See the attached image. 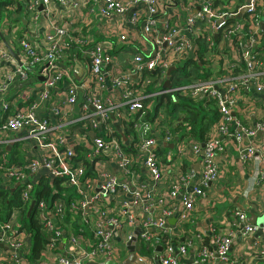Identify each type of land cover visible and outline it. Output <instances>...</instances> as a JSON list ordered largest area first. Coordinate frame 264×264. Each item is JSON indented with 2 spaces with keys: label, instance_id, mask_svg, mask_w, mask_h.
Segmentation results:
<instances>
[{
  "label": "built area",
  "instance_id": "obj_1",
  "mask_svg": "<svg viewBox=\"0 0 264 264\" xmlns=\"http://www.w3.org/2000/svg\"><path fill=\"white\" fill-rule=\"evenodd\" d=\"M8 1L11 5L7 7V11L12 16L16 15L21 0ZM24 1L25 11L34 25L32 32L37 30L42 17L52 16L54 6L68 8L78 4L77 0ZM87 1L98 7L100 22H116V19L124 17L140 5L148 8L150 16L145 21L139 13H135L131 19L134 26H141L151 50L148 59L142 54H137L133 59L134 73L141 79L146 72L156 69L162 70L163 76H166L167 70L188 58L192 48H198L196 41L199 38L206 39L213 46V34L205 36L198 27V22H206L208 30L220 33L221 41L227 45L241 29L239 25H228V15L219 14L211 0L194 2L193 5L199 4L201 10L187 19L185 28L172 27L167 23L163 37L153 35L157 16L163 13L158 8V0ZM243 8H246L247 14V40L242 36L238 37L237 57H222L223 70L228 74L232 69H241L242 74L237 77L239 84L248 85L255 81L257 92L264 95V85L258 80V70L263 62L258 48L264 39L260 26L264 3L261 4L260 0H248ZM52 21L51 30L43 41V50L28 35L18 39L17 27L10 32L0 30L4 36L10 34L8 44L19 57L18 61L10 51L1 48V41L0 185L9 189L19 185L16 189L20 188L23 202L22 208L14 209L6 222H0V246L8 247L0 249L9 253L7 256H0V264H31L28 260L31 239L21 224V218L23 211H27L33 202L32 193L38 183L37 176L42 170L52 179L63 180L62 185L76 194L70 202H67L65 193V197L57 199L52 205L45 201L39 202L37 210L45 232L54 233L57 237L64 235L60 224L68 213H72L80 220L84 229L91 228L95 241L92 248H85L80 244L84 229L81 235H71L68 255L59 257L58 264L105 263L109 259L124 262L129 257L127 244L134 234L129 231L137 227V224L143 230L139 238L153 251L149 257L140 255L136 248L139 260L145 264H186L181 259L188 258L189 250L196 248V240L201 247L194 264H209L214 260L218 264H246L231 260L230 247L237 235L248 237L254 234L261 235L259 254L264 262V225L252 224L248 215L242 211L235 213L233 227L227 233L215 236L213 251L205 243L203 234L191 235L186 232L187 224L194 221L197 206L207 199L206 190L219 179L220 171L215 159L226 149L224 141L233 139L240 142L244 137L255 139L264 132V121L257 124L255 129L247 130L234 116L237 99L232 93L238 86L230 82V74L206 82L195 81L189 85L172 87L158 93L190 91L191 97L196 101L206 99L217 102L220 120L210 132L204 148L199 142L174 135L163 124L165 115L162 112L153 122L143 123L144 127L138 137H130L126 143V123L135 120L138 114L146 117L149 109L144 102L156 96L147 94L152 81L145 78L139 84V81H132L131 75L113 77V86L125 87L123 102L118 104L107 94L106 86V72L113 63L112 55L101 44L88 46L87 39H72L66 27L58 26ZM13 42L19 50L14 49ZM73 42L79 44L87 57L86 76L82 80H78L72 67L65 64ZM120 42H128V36L121 35ZM170 55L173 60H166ZM77 59L80 60L79 57ZM5 64L11 66L10 71H4ZM40 68L44 70L41 71ZM40 77L44 78L43 82H40ZM32 83L39 85L31 86ZM17 84L29 86L25 92L29 98L22 106L16 103L19 98L10 100L11 89ZM81 97L84 100L79 105ZM78 109L89 132H95L88 146V156L84 160H79L76 149L68 145L65 135L66 123ZM45 110L54 115L57 120L55 124L51 119L39 116ZM137 127L138 124L135 125ZM150 131L154 132V136L148 135ZM22 132L35 144L38 155L29 159L25 165L10 164L5 150L12 142L13 134ZM223 137L226 139L220 140ZM13 141L17 140L13 138ZM161 142L172 144L177 149L178 156L186 153L191 154L193 159L201 158L200 171L191 167L184 171L176 167L175 162H164L155 150ZM126 147L133 152L127 151ZM262 151L263 145L258 146L254 142L247 148H238L243 162H248ZM87 163H90V167ZM140 167L146 172L144 179L139 173ZM89 172L91 175H87ZM261 179H264V173L261 174ZM176 215V228L171 229L168 223ZM154 231L161 233L163 251L158 255L157 248L152 243ZM173 233L184 237L183 243L176 244ZM57 242L53 241L47 251L57 247ZM123 252L126 259L120 260Z\"/></svg>",
  "mask_w": 264,
  "mask_h": 264
},
{
  "label": "crops",
  "instance_id": "obj_2",
  "mask_svg": "<svg viewBox=\"0 0 264 264\" xmlns=\"http://www.w3.org/2000/svg\"><path fill=\"white\" fill-rule=\"evenodd\" d=\"M4 1L5 0H1L0 2ZM247 1L248 0H242L240 3V0H211L214 9L219 14H227L235 20V22L230 25L241 26L238 34L239 36H242L244 40H247V14L245 12L240 19L238 18V16L243 10V7L247 3ZM194 2H199V0H158V8L163 13L157 16V25L154 28L153 35L163 37L167 23L172 27L180 29L185 28L187 19L192 15H196L201 10L199 4L195 3V5H193ZM260 2L262 4L264 3V0H260ZM77 3V6H70L68 8H63L57 5L54 6L52 16L48 18L42 17L40 19L37 30L35 32H32L34 25L31 23L30 16L27 15L25 11V1L21 0L19 4H22V10L20 11V15L18 18L24 21V23L23 27L16 25V27L20 28V31L18 32L22 33L24 37L27 35L30 36L35 44H39V46H41L43 50L45 48L43 41H45L46 34L51 30L50 22L53 20L52 22H55L58 26L66 27L72 39H87L89 44L88 46L101 44L106 52L110 53L113 57V63L108 67V72H106V74H108L106 75V82L108 80L107 83H110L109 85L106 84L107 94L110 95L118 104H121L123 102L125 87L113 86L111 83L113 77L131 75L132 81L134 83H137L139 81V84H141L144 82L145 78H149L150 82H153V80L150 79L147 74H145L144 78L141 79L134 73L135 66L133 61L134 57L137 54L144 55L146 57L145 59H148L151 54L148 39L143 36L141 26L137 25L136 27L131 22V19L135 15V13L141 14L142 19L145 21L150 16L149 10L145 5H140L137 9H133L128 12V14H126L124 17H120L118 20L116 19V22H100L98 7L87 0H77ZM262 11H264L263 8ZM15 16L17 17V15L15 14L11 17L14 18ZM198 27L205 36L213 34V44L214 41H218L217 43H215V47H217L216 58L220 62L221 57H224L225 55L232 59H236L237 52L239 51L234 45V40H232V42L228 45L224 44L221 41V36H219L220 33H212L210 30H208L206 22H198ZM13 29L14 28H12V30ZM4 30L8 32L11 31L10 29ZM182 33L186 36H189V34H187L185 31H182ZM124 34L128 36V42L126 43L120 42V37ZM216 35H218L217 38ZM4 38L7 43L8 40L11 39L9 34L7 36L5 35ZM1 41V48L7 49L9 51L4 41L0 39V43ZM259 45L260 46L258 48V53L260 59L263 62L261 68H259L258 70V80L261 84L264 85V39ZM82 50L83 49L81 48V53ZM79 55L78 53H72L71 50L70 55L65 59V64L68 67H72L73 74L78 80H82L86 76L87 64L85 59L87 57L85 53L81 54V58L79 57ZM77 57H79L80 60H78ZM188 58L186 60H188ZM166 60L172 61L173 56L170 55ZM194 60H197V52L195 54ZM212 62L214 63V61ZM177 65L178 64H176V66L174 67L177 68ZM217 65V68L212 65L215 70L213 74L210 75L212 76L210 79L230 74V82H234L238 86L237 90L232 93V96L237 99L234 116L247 130L255 129L257 124L264 121V95L257 92L255 81H252L248 85L239 84V80L237 79V77L242 74L241 69H232L231 73L226 74L223 70V63ZM3 67L4 71L6 72L10 71L11 69V66L8 64H5ZM221 71L222 75H219ZM165 75L166 76H163L156 85V90L162 87L163 90H161L160 92L169 90L164 88V84L168 78V70L166 71ZM36 85L39 84H31V86ZM143 86L144 88H146L147 83ZM28 87V84L14 85L11 89L10 100L19 98L16 100L17 105H24L29 98V96L26 97L27 95L25 94V92L28 90ZM160 92H155L153 94L157 96ZM152 97L150 100H147V102H144L146 107H148L149 111L151 112L154 108ZM83 100V97H81L78 104L81 105L83 103ZM175 102H177L176 99ZM1 105L2 104L0 102V114ZM39 116L42 118L51 119L52 123L54 124L55 122H57L54 115L51 112H46V110L41 112ZM131 122H134V125L138 124V127L135 128V131L137 134H139L144 127L143 123L148 121L145 119V117H140L139 115H137L135 120H131ZM66 126L67 128L65 129V135L68 138V145L76 149L80 160H84L85 157L88 156V146L91 144L95 136V132H93V134L91 133V131L89 132L88 128L86 127V123L84 122V117L81 116L79 109L77 110L76 114L67 121ZM148 135L154 136V132L150 131ZM13 138H15L17 141L14 142ZM125 138L127 143V140L130 137L125 136ZM225 139V137L220 138V140ZM252 142H254V144H258V146L263 145V151L255 155L248 162H243L240 158L238 148H247L251 145ZM224 144L226 146V149L223 153L217 155L215 159V163L220 171L219 179L206 190L207 199L199 203L195 212L194 221L187 224L186 226V232H190L191 235L203 234L205 243L212 251L214 250V242L216 238L215 236H217L218 234H225L227 233L228 229L230 230L233 227L232 224L236 219V212L242 211L248 214L249 218L254 215L256 216L259 223H261L264 219V179H261V174L264 173V132L262 134H258L255 139L244 137L240 142L233 139H226L224 141ZM171 146L173 145L164 144L161 142L155 148L164 162H175L176 167H179L184 171L189 167L195 169L196 171H200L201 158L193 159L191 154L186 153L184 156H178L177 149L174 148V146L173 148ZM16 149L19 151L20 155L25 157L26 163L29 161V159L37 157L38 155V151L35 149V144H33L31 140L27 139L25 132L13 134L12 142L8 144V147L5 150L6 158L8 161H10L9 157L12 156L10 155V153L12 151H15ZM160 151L162 152L160 153ZM170 157H173L172 160L168 159ZM138 169L141 178L144 179L146 173L145 170L141 167ZM43 176H47V172L45 170H42L40 172V174L37 176L36 181H39ZM0 187L2 186L0 185ZM3 188L6 189L5 187ZM173 220H176V222L174 223ZM73 222H75V219H73ZM73 222L64 224V236L59 241L57 247H55L51 251L45 252L40 264H58L57 259L59 257L68 255L70 237L71 235H77L75 234L77 233V229L75 228V226H78V224L82 226L80 220L75 226L73 225ZM176 224L177 215L169 221L168 227H171V229L176 228ZM136 228L137 227H135L134 229L131 228L129 233L131 231H133L134 233ZM84 232L85 234L81 235L80 244L82 247L92 248L95 245V241L91 228H85ZM153 235L154 238L152 243L155 244L156 248L162 246L161 233L154 231ZM173 235V241H175L176 244L183 243L184 237L180 236L177 233H173ZM195 245L196 248L189 250L188 258H186L185 260L181 259L183 263L194 264V261L197 259L198 251L201 247L197 240L195 241ZM261 246L262 238L260 234H254L248 237L237 235L230 247L231 260H236L238 262L246 264H264L259 254ZM8 254L9 253L6 250L0 249V256L3 257L4 255L7 256ZM150 256H152V254ZM209 264L218 263L217 260H214L210 261Z\"/></svg>",
  "mask_w": 264,
  "mask_h": 264
},
{
  "label": "trees",
  "instance_id": "obj_3",
  "mask_svg": "<svg viewBox=\"0 0 264 264\" xmlns=\"http://www.w3.org/2000/svg\"><path fill=\"white\" fill-rule=\"evenodd\" d=\"M241 1L242 0H240V3ZM9 5H11V2H9L8 0L0 2V16L1 12L7 10V7ZM21 10L22 4H19V8L16 13L17 17L12 19L14 20L15 25L23 27L24 21L18 18ZM262 18H264V13ZM234 22L235 20L232 17L228 16L227 24L230 25ZM10 30L12 31V28H10ZM237 36H239V34ZM237 36L234 39L235 46L238 45ZM17 37L18 39H21L23 37V34L17 32ZM217 42L218 41H214V46L212 47L206 39L199 38L196 41V44L198 46L197 60L189 59L177 65V70L173 71V73L171 74V84L173 88L189 85L195 81L206 82L212 77L210 75L213 74L215 70L214 67L217 68V64L223 63L222 57L221 62L216 58L217 47H215V43ZM71 46L72 53H78V55L80 54V57L81 48L79 44L73 42ZM14 49L19 50L16 49L15 46ZM212 61H214V63L216 64H214ZM221 73L222 71L219 75H222ZM145 74H147L153 80L152 84L147 90V94H153L155 92H160L161 90H163L162 87L156 90L157 83L163 77L162 70L156 69L154 71L146 72ZM175 99L177 100V102H175ZM152 100L154 102V108L152 112L148 111L145 119L148 122H152L159 116L160 112H162L165 115L163 124L167 126L174 135L179 136L181 139H191L199 142L200 144H203L208 140L210 132L220 120V113L217 102L215 100L205 99L203 101H196L191 97L190 91L161 94L153 96ZM134 124V122H127L125 131L127 137L136 139L138 137V134L135 131ZM126 149L129 152H133V150L127 147ZM161 152L162 151H160V153ZM10 155H12L11 157H9L10 164H26L25 157L20 155L17 149L15 151H12ZM87 166L90 167V163H87ZM87 175H91V172L87 173ZM62 182L63 180L61 179H52L48 176H43L35 185L34 192L32 193V200L36 202V207L33 209L29 216L28 211L30 207H28L27 211H23L21 224L23 225L24 229H26L31 239L30 250L28 254V260L31 264H40L43 255L47 251L48 246L52 244L53 241H58V246L59 241L64 236L61 235L60 237H57L54 233H46L43 229V224L41 219L39 218L37 210V206L40 201H45L49 205H52L57 199L65 197L64 193L66 195L67 202H70L76 196L73 190L62 186ZM20 195V188L13 192L12 190H7L3 187H0L1 223H4L9 219L14 209L22 208L23 202ZM73 219H75V222H73ZM69 222H73V225L75 226L78 224L79 219L75 218L72 213H68L67 216L62 219V222L60 224L63 230L65 229L64 224ZM75 228L77 229V233L75 234L81 235L84 228L80 224H78V226H75ZM139 242L142 243L143 240L139 238L138 243ZM143 250L144 249H142V251ZM147 251V254L151 255L152 250L147 247Z\"/></svg>",
  "mask_w": 264,
  "mask_h": 264
},
{
  "label": "water",
  "instance_id": "obj_4",
  "mask_svg": "<svg viewBox=\"0 0 264 264\" xmlns=\"http://www.w3.org/2000/svg\"><path fill=\"white\" fill-rule=\"evenodd\" d=\"M41 9H42V7H41ZM246 12V8H243V10L241 11V13L239 14V16H238V18L240 19V18H242V16L244 15V13ZM261 33L263 34V36H264V18L262 19V22H261ZM218 37V35H216V38ZM0 39L1 40H3L4 41V43L6 44V46L8 47V49H9V51H10V53L12 54V56L16 59V60H18L19 61V57H18V55L16 54V52L9 46V44L7 43V41L5 40V38H4V35L2 34V32L0 31ZM196 52H197V48L196 47H194V48H192V50L190 51V55H189V58H188V60L189 59H191V60H194L195 59V54H196ZM44 70V68H42V71ZM177 70V68L176 67H171L169 70H168V78H167V80H166V82H165V84H164V88H166V89H171V73L173 72V71H176ZM40 81L41 82H43L44 81V78L43 77H40ZM107 82H108V80H107ZM106 82V84L107 85H109L108 83ZM124 140L126 141V138L124 137ZM172 148H173V146H171ZM202 147L204 148L205 147V144H203L202 145ZM9 149H10V147H9ZM19 186V185H18ZM17 186V187H18ZM16 187V188H17ZM16 188H14V189H12V191L14 192L15 190H16ZM7 190H11V189H9V188H6ZM35 206H36V202L35 201H33L32 202V204H31V206H30V209H29V211H28V216L31 214V212L33 211V209L35 208ZM248 215V214H247ZM248 218H249V216H248ZM249 220H250V222L252 223V224H257L258 226H263L264 225V219H263V221L261 222V223H259L258 222V220H257V218H256V216H254V215H252L250 218H249ZM173 222L175 223L176 222V220H173ZM143 232V230L141 229V228H139V224H137V228H136V230H135V232H134V234H133V236H132V238H131V240L128 242V244H127V249H128V252H129V257L124 261V262H120V263H118V262H114L113 260H111V259H109V260H107L105 263H96V262H89V263H87V264H145V263H143V262H141L140 260H139V258H138V256H137V253H136V248H137V242H138V239H139V236H140V234ZM0 248H4V249H8V247L7 246H0ZM163 251V247L162 246H159L158 248H157V252H156V254L158 255L160 252H162ZM157 259V258H156Z\"/></svg>",
  "mask_w": 264,
  "mask_h": 264
},
{
  "label": "rangeland",
  "instance_id": "obj_5",
  "mask_svg": "<svg viewBox=\"0 0 264 264\" xmlns=\"http://www.w3.org/2000/svg\"><path fill=\"white\" fill-rule=\"evenodd\" d=\"M5 1H7V0H5ZM11 16L12 15L7 10H4L3 12H1V16H0V29H7V30H9L11 27L12 28H15L16 27V25L14 24V21H13V19H12ZM18 31H20V28H18ZM14 46H15L16 49H18V47H17L16 44H14ZM142 249H144V250L142 251ZM137 251H139L138 253L140 255L150 256V254H147V252H148L147 251V245L144 242H142V243L139 242L138 243V250ZM125 259H126V255L123 252V254L120 257V260H125Z\"/></svg>",
  "mask_w": 264,
  "mask_h": 264
}]
</instances>
